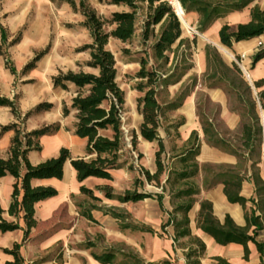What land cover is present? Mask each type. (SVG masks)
I'll return each instance as SVG.
<instances>
[{
  "label": "crops",
  "instance_id": "obj_1",
  "mask_svg": "<svg viewBox=\"0 0 264 264\" xmlns=\"http://www.w3.org/2000/svg\"><path fill=\"white\" fill-rule=\"evenodd\" d=\"M36 1L40 2L41 16L45 17L46 11L47 14L53 16L55 22L54 31L52 32L43 20H37L36 24L31 26L25 37L17 43L23 47L22 56L24 60L12 65L16 70V74H13L10 71L11 69L0 61V95L12 100L16 99V102L18 97L11 89L16 75L22 72L24 82L44 81L47 79L51 81L54 96L52 100H41V97L50 94L45 91L44 87L33 90L29 87L23 88L19 106L17 105L22 116V122L16 118L10 107L0 106V154L4 159L10 157V148L16 132L14 130L2 132V127L18 123L19 128L27 133L48 125L58 124L60 126L59 130L40 137L41 150L28 153V160L34 165H38L47 159L58 157L62 148H68L74 158L86 157L87 140L75 135L77 112L71 109L76 88L71 83L68 84L69 88L67 90L57 87L54 85L53 78L61 73L67 74L72 71L94 74L99 72L98 69L87 65L92 57L90 50L81 49L85 45L92 44L93 37L90 29L84 25L86 17L80 9H74L71 4L64 1L58 3L52 0ZM90 1L99 14L112 15L115 12L130 11L127 5H115L107 2L99 8L96 6L98 0ZM168 1L178 13V8L176 7L177 2L180 3V0ZM255 6H259L264 11V0H255L247 7L231 11L224 17L215 20L207 30L201 32L199 31L200 15L194 11L187 13L180 3L181 10L185 13L183 18L178 13L182 23L181 38L186 40V43L179 50H176L178 45H180L179 41L176 42L172 46V51L167 53L170 60L166 63L167 66H171L174 62H178L179 55L182 54L186 57L185 53L188 50H192L191 59H189L190 63H192V68L176 80L171 78L168 85L161 86L158 91V101L165 106L184 92L185 88L193 80L197 81L181 108L166 113L167 115L165 114L160 129V136L164 139L166 146L164 162L167 171L164 175L163 183L170 170H180L182 168L178 156L187 148L191 134L194 131L198 132L201 140L200 154L196 158L200 171L194 179V182L200 188V194L197 196V202L189 213L192 236L200 238L207 249L205 255L201 258V264H219L215 259L217 257L224 258L231 264L261 263L260 254L253 243H249L251 252L249 259L245 260V251L242 245L236 243L228 245L218 244L211 235L199 229L196 223L201 207L200 203L203 200H208L212 202L214 214L221 223L225 221L227 216H230L237 225L246 226L243 207L239 204L231 203L225 194V185L222 181H215L220 174L232 171L245 176L246 179L242 185L241 195L247 199L256 196L255 191L257 188L252 177L253 161L240 162L238 156L234 155L230 148L217 146L214 142L209 141L203 132L204 122L201 120L199 112V104L202 99L208 100L215 107V111L204 110L205 115L209 118L205 122L215 124L220 138L227 140L231 148L242 150L240 141L242 126H244L242 112L236 111L231 107V99L229 93L225 90L226 88L208 86V81L213 79L209 78V61L207 60L206 50L208 47L215 48L219 54H222L220 56L223 61L229 65L234 61L231 60L232 57L239 58L242 62L241 69L256 94L254 83L264 79V58L255 62V56L264 48V34L252 38L250 41H234L232 49L224 46L220 40V30L224 25H230L235 28L241 23L250 22L251 9ZM138 11L136 21V27L138 28L134 37L126 42L111 37L107 45L109 50H111L109 45L116 42L124 44L123 47L125 49H129V45L134 43H141V45L149 43V41H144L143 39L142 26L143 20L149 13L148 2H140ZM115 27L114 25L113 29ZM160 31L161 24L155 28L154 43H156ZM52 33H55V37L49 53L42 57L33 69L23 73L25 66L33 59V57H28L29 51L43 47L39 42L41 40L40 36L45 38L46 35H51ZM194 39L196 40L195 43L193 42ZM151 60L161 62V60L155 58L154 54H152ZM169 76H172V74H167L165 78H169ZM70 90L73 91L74 95L67 100L64 92ZM122 90L127 92L125 89ZM129 90L132 106L127 107V102L125 104V114H128L126 116L128 117V128H126L130 130L131 134L136 133L138 136L137 151L143 154L141 166L147 168L151 174H154L157 171L156 154L159 149L158 142L147 141L140 134L143 115L138 110V100L144 97L145 92L139 91L135 87H130ZM42 103L52 104V107L36 111L28 118H25L28 112L34 110ZM64 106L71 109V113L68 116H64ZM258 110L263 134L261 158L257 167L260 169L261 177L264 180V110L260 104ZM72 118L74 119L70 120ZM26 119L27 121L23 123ZM181 119H184L185 122L179 128L180 137L177 139L174 137L173 130H170L171 136L169 135L168 127ZM123 128L126 133L125 125ZM65 165L62 179L44 178L40 180V178H34L31 180L33 187H56L58 194L56 197L38 202L35 206L37 211L35 216L38 224L36 228L32 229L28 240L21 249V254L25 258L26 264H103L96 260L93 254H101L108 250L120 252L114 260L115 262L108 264H122L124 257L122 253L127 252L129 253L127 255H132L141 262L135 259L136 262L131 264H163L165 261H169V264H187L186 253L190 248L189 238L180 239L178 243H175L176 232L174 226L170 225L163 231L162 226L168 221L169 214L164 213L158 200L148 198L138 202L122 203L118 199L107 198L104 193L102 194L101 191L96 189L102 185L110 186L115 195H122L127 190L135 189V180L141 178L145 181L148 189L139 190V192L161 193L162 190L161 192L159 191L161 188L155 187L153 183H148L145 177L141 175L139 169L136 168L134 171L129 170L128 167L114 169L111 171L113 180L90 177L80 183L70 161ZM25 171L24 168L23 174ZM16 181L17 179L11 175L0 178V206L5 210L3 217L8 221H18L22 226V229L14 231L5 233L0 231V264H7V262L14 260L12 255L4 252V249H11L14 244L23 243L25 237L26 223L23 213L17 218L11 216L8 212L12 203ZM207 181L213 183V185L207 186ZM82 185L92 189L95 196L101 198L97 204L81 193L80 188ZM151 188L154 190H151ZM164 200L165 209L172 211L174 204L168 186ZM80 202H85L86 207L92 204L99 208L113 209L117 213L131 215L128 223L139 226L142 230H132V228L123 230L120 228L121 222L118 219L100 209L92 210V216L96 221L93 222L81 215L82 208L78 206ZM148 229L154 230L155 233L148 232ZM258 239L264 241V230Z\"/></svg>",
  "mask_w": 264,
  "mask_h": 264
},
{
  "label": "trees",
  "instance_id": "obj_2",
  "mask_svg": "<svg viewBox=\"0 0 264 264\" xmlns=\"http://www.w3.org/2000/svg\"><path fill=\"white\" fill-rule=\"evenodd\" d=\"M72 5L77 9L75 0H61ZM255 0H180L183 9L189 12H197L200 15L199 31L207 30L211 24L234 10L247 7ZM140 2H148L149 13L143 20V39H149L155 36V28L161 24L160 35L153 44L152 50L157 60L168 62L170 60L168 52L172 51V46L179 41L176 50L185 45L186 40L182 39V23L177 16L173 6L168 0H108L109 4L127 5L129 12H115L111 17L103 18L87 5L85 0L80 2V11L86 17L84 25L90 29L93 41L92 44L85 45L81 49L90 50L91 60L87 63L89 67L99 70L98 74L87 72H68L61 73L53 78L54 85L68 89L71 83L76 88V94L73 97L71 109L76 110L75 135L87 140L86 157L74 158L68 148H62L58 157L47 159L46 161L34 165L28 160L30 151L41 150L40 137L47 133L59 130L58 124L48 125L31 132H23L18 123H13L2 127V132L14 130L15 136L10 148V157L4 159L0 154V178L11 175L17 179L14 185L12 203L9 207V214L19 217L23 213L26 223L25 237L23 243H16L11 249H4V252L14 257V260L7 264H26L25 258L21 254V249L28 240L33 228H36L38 221L36 219V204L48 198L56 197L58 191L56 187H33L31 180L34 178H57L62 179L64 176L65 164L70 161L73 169L76 171L77 179L80 183L90 177L113 180L111 171L128 167L129 170H136V160H141L143 154L137 151L138 136L132 134L129 147L126 133L124 131V115L126 104V93L118 83V68L116 59L111 50L107 48L111 37L126 42L131 40L138 27L136 21L138 18V8ZM106 24L115 25L116 27L110 32L105 31ZM264 34V11L255 6L251 9V21L241 23L235 28L230 25H224L220 30V40L224 46L232 49L233 42L249 40ZM7 35L2 29L1 40L5 41ZM22 35L19 34L12 42V45L19 43ZM195 39L193 42L195 43ZM50 46L38 53L24 68L23 73L33 69L37 62L50 51ZM209 78L215 80L212 86H218V83H225L228 86V92L231 93L239 103L236 111L242 112L244 119L241 134L242 150L231 148V145L220 138L215 124L210 122L203 123V132L209 141L214 142L217 146L230 148V151L238 156L241 161H253V180L257 188L256 196L250 199L243 198L241 195L242 185L245 176L238 172H226L216 177L215 181H222L225 185V194L231 203L239 204L245 211L246 226L237 225L234 220L227 216L223 223L220 222L214 214L212 202L203 200L200 203V211L196 219L197 227L211 235L218 244L228 245L231 243L240 244L244 247V259L248 260L250 256L249 243L256 246L260 254L261 263L264 264V241L259 240V236L264 230V180L261 177L260 169L257 167L261 158L262 147V125L258 114L259 104L264 110V79L256 81L254 87L257 93H254L253 86L246 80L238 62L226 64L215 48L208 47L206 50ZM0 43V55H2ZM264 58V48L255 56V62ZM239 60V58H237ZM7 61V65H8ZM141 68L136 75L139 82L135 89L145 92L144 97L138 100V110L143 115V124L140 128V134L147 141H157L159 149L156 154L157 171L151 174L147 168L140 166L139 171L145 177L148 183H153L161 188V193L139 192L137 188L127 190L122 195H115L112 187L98 186L96 189L110 199H118L122 203L138 202L145 199H156L164 211L169 214L168 221L163 224L162 229L173 225L175 228L174 242L178 243L180 239L189 238L190 248L186 253L187 264H201V258L205 255L206 245L198 237L192 236L190 230L189 213L197 202V196L200 194V188L194 182L199 174L200 168L196 160L201 150V140L198 132L194 131L188 141V146L179 155V162L182 164L180 170L172 169L166 174V164L164 154H166L165 141L160 136L163 117L166 113L181 108L185 103L187 96L190 94L186 89L174 101L163 106L158 101V91L163 85H168L170 79L164 78L157 70H149V60L141 59ZM13 74L16 70L13 66H8ZM0 106L10 107L16 118L21 121V114L17 106L16 99L0 95ZM52 104L42 103L34 110L28 112L25 118L31 116L34 112L43 109H49ZM71 109L64 106V116L71 113ZM185 122L184 119L178 120L168 127L174 131V137L179 138V128ZM1 132V133H2ZM135 154L137 156H135ZM90 157V158H87ZM136 157V158H135ZM25 173L23 174V169ZM139 184L146 185L141 178L135 180L134 186ZM207 186L213 183L206 182ZM167 186L172 195L174 208L167 211L164 206L165 193ZM80 191L83 195L90 198L93 202L100 201L101 198L95 196L94 191L85 185H82ZM250 205V206H249ZM82 208L81 215L87 219L96 222L92 216V210L100 209L106 214H110L118 219L121 224L120 228L142 230L125 222L126 216L117 213L113 209H103L96 205L90 204L87 207L85 202L78 203ZM3 210L0 206V231L9 232L22 229L18 221H8L3 217ZM148 232L155 233L154 230L148 229ZM118 253L117 250H108L101 254L94 253L96 260L103 264L114 263ZM126 258L136 257L124 255ZM219 264H231L224 258H215ZM137 260V259H136ZM139 261V260H137ZM140 262V261H139ZM129 262H122L128 264ZM141 263V262H140ZM169 264V261L163 262Z\"/></svg>",
  "mask_w": 264,
  "mask_h": 264
},
{
  "label": "rangeland",
  "instance_id": "obj_3",
  "mask_svg": "<svg viewBox=\"0 0 264 264\" xmlns=\"http://www.w3.org/2000/svg\"><path fill=\"white\" fill-rule=\"evenodd\" d=\"M55 3L60 2L61 0H52ZM77 3V9H80V2L82 0H75ZM87 5L90 6L92 9H94L93 4L90 0H85ZM108 2V0H98L96 2V6H98L100 8V6H104L106 3ZM40 2L36 1V0H0V43H1V48H2V55H0V61H2L4 64H6V66H12L17 62H21L22 60H24L23 56H22V48L21 45L19 44H15L12 45L11 42L19 35H22V39L23 37H25L26 33L29 31V29L31 28V26H33L34 24H36L37 20H43L45 21L47 27L52 30V32L54 31L55 28V22H54V18L53 16L47 14V11L45 12V17L41 16L42 15V10L40 9ZM174 8V7H173ZM95 10V9H94ZM96 11V10H95ZM44 13V12H43ZM99 16L103 17V18H110L111 15L109 14H99ZM46 18V19H43ZM53 18V19H52ZM47 21V22H46ZM114 25H110V24H106L104 27L105 31H111L113 29ZM2 29L5 30V33L7 35V39H5V41L1 40V36H2ZM198 34V33H197ZM196 34V36H198ZM55 37V33H52L51 35H46V37L44 38L43 36H40L39 42L40 44H42L43 47L39 48V49H31L29 51V55L28 57H35L38 53L42 52L43 50H45L48 46L51 47L52 42L54 40ZM153 42V43H151ZM155 40L154 38L149 39V43L143 44L141 45V43H134L129 45V49H125L123 47L124 44L122 43H111L109 45V48L112 50L115 59H116V66L118 68V83L119 85L122 87V89L127 90L126 93V97H127V107L132 106V100L130 97V87L133 88L136 86V84L139 82V79L136 78V75H138L137 73L139 72L140 68H141V59L146 58L149 60V65L147 66V68L149 70L155 69L157 70L160 74L164 75L163 77L165 78V76L167 74H172V79L176 80L178 78H180L184 73H186L187 70H189L190 68H192V63H190L189 59H191V55H192V50H188V52H186V57H184L182 54L179 55V59L177 63H173L171 66H167V63L165 61H161L158 62L156 60L152 61L151 60V56L152 54H154V51L152 50V44L154 43ZM108 48V46H107ZM222 56V54H220ZM238 60L237 57H232L231 60L235 61ZM7 61L9 62L7 65ZM240 63L241 60H238ZM230 62V61H228ZM236 62V61H235ZM138 63V64H136ZM172 72V73H170ZM244 73V72H243ZM245 76V75H244ZM171 77V76H170ZM23 76H22V72L18 75L15 76L14 79V83L11 87V89L16 93V96L18 97L17 99V105L19 106V101L20 98L22 97V90L23 88L29 87L32 90L35 88H43L45 89V91H48L50 94H48L47 96L41 97V100L46 101V100H52L54 99L53 96V89L51 86V81L49 79L44 80V81H32V82H24L23 81ZM246 78V76H245ZM248 79V78H247ZM246 79V80H247ZM208 81V80H207ZM196 80H193L186 88L189 90V93L192 91V89L194 88L195 84H196ZM215 81L210 80L208 81V86L211 87V85ZM219 87H223L225 90H227L228 92V86L225 83H218ZM215 87V86H213ZM229 93V92H228ZM73 91H66L64 92V96L67 98V100L69 98H71L73 96ZM230 99H231V107L234 108H238L240 105L238 103V101L236 100V98L229 93ZM199 112H200V116H201V120L203 122H205L206 120H208L209 118L205 115V111L204 110H211L212 112L215 111V107L208 101L205 99H202V102H200L199 104ZM239 111V110H238ZM27 113V112H26ZM167 115V114H166ZM128 114L124 115V125H125V130H126V139L129 145V148L131 147L130 144V140L132 139V134L130 132L129 129H127V125H128ZM74 118L70 119L73 120ZM27 119L24 122H26ZM127 127V128H126ZM69 130V128H67ZM135 156H137L135 154ZM136 158V157H135ZM136 168L139 169V167L141 166V160H136ZM153 185V184H150ZM135 188H137L138 190H146L148 189L147 185H142L139 184L138 186H134ZM156 187V186H155ZM151 190H154L153 188H151ZM161 192V189L159 190ZM96 204L98 202H95ZM126 219L125 222L128 223L130 221V216L131 215H126ZM82 247V246H79ZM123 256L127 253H122ZM123 261L124 262H129L128 264L131 263H135L136 260L135 259H131V258H126L125 256L123 257Z\"/></svg>",
  "mask_w": 264,
  "mask_h": 264
},
{
  "label": "bare ground",
  "instance_id": "obj_4",
  "mask_svg": "<svg viewBox=\"0 0 264 264\" xmlns=\"http://www.w3.org/2000/svg\"><path fill=\"white\" fill-rule=\"evenodd\" d=\"M176 4V3H175ZM176 6V5H175ZM176 8H178L177 10H178V13L180 14V16L183 18V14H185L184 12H182V10H181V7H180V3H178L177 2V7Z\"/></svg>",
  "mask_w": 264,
  "mask_h": 264
},
{
  "label": "built area",
  "instance_id": "obj_5",
  "mask_svg": "<svg viewBox=\"0 0 264 264\" xmlns=\"http://www.w3.org/2000/svg\"><path fill=\"white\" fill-rule=\"evenodd\" d=\"M142 24H144V23L142 22ZM195 32L197 33V31H195ZM235 61L238 62L237 64H238L240 67L242 66V64H241L238 60L235 59Z\"/></svg>",
  "mask_w": 264,
  "mask_h": 264
},
{
  "label": "water",
  "instance_id": "obj_6",
  "mask_svg": "<svg viewBox=\"0 0 264 264\" xmlns=\"http://www.w3.org/2000/svg\"><path fill=\"white\" fill-rule=\"evenodd\" d=\"M175 12H176V10H175ZM176 14H177V16L179 17V15H178V13L176 12Z\"/></svg>",
  "mask_w": 264,
  "mask_h": 264
}]
</instances>
